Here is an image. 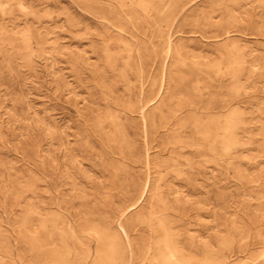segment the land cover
I'll use <instances>...</instances> for the list:
<instances>
[{
  "label": "rangeland",
  "instance_id": "374dc122",
  "mask_svg": "<svg viewBox=\"0 0 264 264\" xmlns=\"http://www.w3.org/2000/svg\"><path fill=\"white\" fill-rule=\"evenodd\" d=\"M0 264H264V0H0Z\"/></svg>",
  "mask_w": 264,
  "mask_h": 264
},
{
  "label": "bare ground",
  "instance_id": "6f19581e",
  "mask_svg": "<svg viewBox=\"0 0 264 264\" xmlns=\"http://www.w3.org/2000/svg\"><path fill=\"white\" fill-rule=\"evenodd\" d=\"M129 241V240H128Z\"/></svg>",
  "mask_w": 264,
  "mask_h": 264
}]
</instances>
